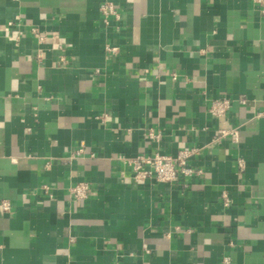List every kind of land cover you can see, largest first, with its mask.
<instances>
[{
  "label": "crops",
  "instance_id": "1",
  "mask_svg": "<svg viewBox=\"0 0 264 264\" xmlns=\"http://www.w3.org/2000/svg\"><path fill=\"white\" fill-rule=\"evenodd\" d=\"M263 3L0 0V264H264Z\"/></svg>",
  "mask_w": 264,
  "mask_h": 264
},
{
  "label": "built area",
  "instance_id": "2",
  "mask_svg": "<svg viewBox=\"0 0 264 264\" xmlns=\"http://www.w3.org/2000/svg\"><path fill=\"white\" fill-rule=\"evenodd\" d=\"M261 2V0H257ZM264 4V3H263ZM264 13V5L262 7ZM100 13L102 19L107 22L110 17H117L115 7L111 2H104L100 5ZM39 41L43 40V36L39 35L33 30ZM40 58V54L37 55ZM175 78V76H173ZM239 102H244L245 98L240 96ZM230 107V100L228 98H217L211 100L209 103L208 111L214 117H220L226 114ZM229 135L233 142L238 141V132L235 129L229 131H222L219 135L213 138L214 141H218L224 136ZM149 137L151 139H158L159 135L150 132ZM198 153L197 148H183L180 149L175 155H163L155 153L152 156H137L129 159V164L132 169L133 179L135 181H143L147 178H154L157 182L163 184L173 183L179 176L190 177L201 173L199 169H196L189 165V159ZM237 166L240 170L244 168V161L242 159L237 160ZM86 186L83 184L75 185L71 188V192L75 198H82L85 195ZM223 202L227 206L230 201L225 193L222 194ZM1 207L4 210H9V204L5 201L1 203Z\"/></svg>",
  "mask_w": 264,
  "mask_h": 264
}]
</instances>
